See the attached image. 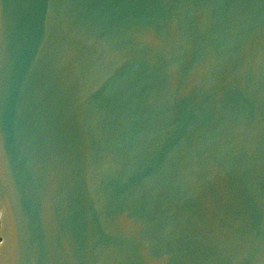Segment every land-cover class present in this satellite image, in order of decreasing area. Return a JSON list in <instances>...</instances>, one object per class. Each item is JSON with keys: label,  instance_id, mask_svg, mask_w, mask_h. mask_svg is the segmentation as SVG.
<instances>
[{"label": "water", "instance_id": "95a60500", "mask_svg": "<svg viewBox=\"0 0 264 264\" xmlns=\"http://www.w3.org/2000/svg\"><path fill=\"white\" fill-rule=\"evenodd\" d=\"M0 264H264V0H0Z\"/></svg>", "mask_w": 264, "mask_h": 264}]
</instances>
